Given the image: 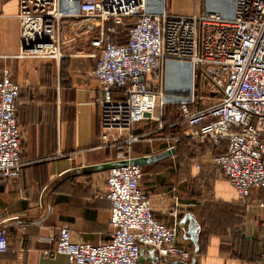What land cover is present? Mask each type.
<instances>
[{
  "label": "built area",
  "instance_id": "built-area-1",
  "mask_svg": "<svg viewBox=\"0 0 264 264\" xmlns=\"http://www.w3.org/2000/svg\"><path fill=\"white\" fill-rule=\"evenodd\" d=\"M17 1L18 58L57 63L71 56L95 59L97 149L121 143L106 179L110 240L99 246L73 241L70 229L63 227L41 240L54 244L46 256H66L69 264H138L142 247H152L158 264L191 258L178 243L177 225L168 227L154 218L151 199L140 186L143 167L149 165L142 160L149 157L133 155V145L140 141L135 126L147 115L160 121L169 105L179 106L188 137L209 141L212 149L226 144L212 161L240 197L249 198L253 189L264 191V0H226L230 13L194 15L171 13L168 0ZM127 25V43L119 44L116 38ZM83 37L94 54L72 53L70 47ZM166 63L191 68L187 92L177 96L148 86L154 67ZM20 90L11 69L0 66V182L5 183L21 175ZM116 90L123 91V98L115 96ZM216 93L215 102L208 100ZM12 241L0 227V254L10 250ZM14 255V264H26L27 249Z\"/></svg>",
  "mask_w": 264,
  "mask_h": 264
},
{
  "label": "crops",
  "instance_id": "crops-1",
  "mask_svg": "<svg viewBox=\"0 0 264 264\" xmlns=\"http://www.w3.org/2000/svg\"><path fill=\"white\" fill-rule=\"evenodd\" d=\"M220 7L224 14L232 12L223 4ZM168 8L175 15L197 14L173 12L172 0ZM18 10L17 0H0V66L11 69L21 86L20 97L26 90L36 91L48 102L28 107L17 118L22 167L17 180L0 182V227L13 238L10 250L0 254V264H14V251L19 249H27L26 264H69L66 256H46L44 251L53 250L54 244L41 240L63 227L70 229L73 241L99 246L110 240L106 179L121 143L97 149L99 83L92 76L96 60L71 56L57 63L18 58ZM117 40L126 44L127 31L120 29ZM70 48L73 54L95 53L84 37ZM170 68L167 81V63L156 65L151 81H156V71L159 80L148 86L182 91L180 78L173 76L179 70ZM178 68L189 69V84L184 88L189 90L191 68ZM166 115L163 110L160 121L149 117L136 125L134 134L140 141L133 145L135 157H149L140 186L151 199L154 218L168 227L176 224L178 243L191 252L188 261L171 258L165 264H263L264 191L253 189L249 198L240 197L212 161L225 152L226 144L212 149L209 141L193 140L186 128L172 122L175 113L167 123ZM186 147L199 151L192 161L187 159ZM194 177L209 182L211 189H186ZM159 262L154 248L142 247L138 264Z\"/></svg>",
  "mask_w": 264,
  "mask_h": 264
},
{
  "label": "rangeland",
  "instance_id": "rangeland-1",
  "mask_svg": "<svg viewBox=\"0 0 264 264\" xmlns=\"http://www.w3.org/2000/svg\"><path fill=\"white\" fill-rule=\"evenodd\" d=\"M171 4V0H168V7ZM220 4L225 5V7L227 8L226 4L227 1L226 0H172V10L173 12L179 13V14H186V13H195L197 12V14H200L201 12H203L204 10H209V11H220L221 7ZM35 61H39V60H35ZM170 66H172L173 68H176L177 70H179L177 73H174V77L176 78H180V83L182 85L181 89L182 91H180L179 93H185L188 90L186 89V85L189 84V69L186 68L187 70H181L178 68L179 65L176 63L171 64L168 63L167 64V74L169 75V77L167 76V81H169V78H171V71L170 70ZM186 73V74H185ZM188 78V82H187V78ZM153 73H150L147 77V82L148 85L150 84H157V81L159 80V73L158 71H156L155 73V79L156 81L153 83L152 77ZM31 83V82H30ZM25 83L27 85H34L36 86L35 88H39V84L37 82L35 83ZM185 86V87H184ZM185 88V89H184ZM167 92L169 93H175L177 91H172L171 89H169L168 87H166ZM185 91V92H183ZM178 93V92H177ZM219 97V93H216L212 98L208 99L210 101H216ZM48 102V99H45L43 97H41L40 94H38L36 91L32 92V94H28L27 90L22 92V96L20 97L19 101H18V114H17V118L19 120V114L21 116H23V114L27 111L28 107L30 106H34V105H39V104H44V102ZM207 100V99H206ZM21 151V150H20ZM199 152V151H198ZM198 152L196 150H190L188 149V147H186L185 150V154L188 156V160L192 161L193 158H196L195 155L198 154ZM194 181V183H193ZM209 182L207 181H203L202 178L200 177H194L192 180L190 179V185L189 186H185L186 189H211V185L208 184Z\"/></svg>",
  "mask_w": 264,
  "mask_h": 264
},
{
  "label": "trees",
  "instance_id": "trees-1",
  "mask_svg": "<svg viewBox=\"0 0 264 264\" xmlns=\"http://www.w3.org/2000/svg\"><path fill=\"white\" fill-rule=\"evenodd\" d=\"M130 28L129 25H127L126 27H123L122 29L126 30L127 31V37H128V29ZM117 39V38H116ZM118 42V40H117ZM63 61V60H62ZM183 93H177L176 95L179 96V95H182ZM115 96H117L118 98H123V91H120V90H116L115 91ZM187 96V95H185ZM20 97V96H19ZM209 98H212V97H209ZM19 101V99H18ZM18 105V104H17ZM18 107V106H17ZM164 111L166 112V116H165V119L164 121L167 123V117L169 119V115L173 116V113H178L177 116L174 115V119L172 120L173 123H175L177 126L179 127H183V129L185 128L183 122H182V118H181V113H180V108L179 106H175V105H169V106H166L164 108ZM17 113H18V110H17ZM17 124H18V120H17Z\"/></svg>",
  "mask_w": 264,
  "mask_h": 264
},
{
  "label": "water",
  "instance_id": "water-1",
  "mask_svg": "<svg viewBox=\"0 0 264 264\" xmlns=\"http://www.w3.org/2000/svg\"><path fill=\"white\" fill-rule=\"evenodd\" d=\"M146 117L149 118L150 116L147 115ZM142 162H143V164H147V163H149V161H145V160H142Z\"/></svg>",
  "mask_w": 264,
  "mask_h": 264
}]
</instances>
